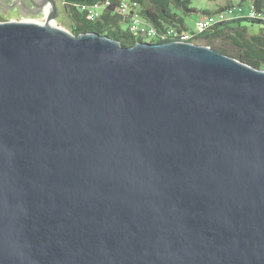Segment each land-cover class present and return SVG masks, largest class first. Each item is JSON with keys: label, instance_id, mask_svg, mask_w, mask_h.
Instances as JSON below:
<instances>
[{"label": "water", "instance_id": "obj_1", "mask_svg": "<svg viewBox=\"0 0 264 264\" xmlns=\"http://www.w3.org/2000/svg\"><path fill=\"white\" fill-rule=\"evenodd\" d=\"M0 264H264V69L0 21Z\"/></svg>", "mask_w": 264, "mask_h": 264}, {"label": "trees", "instance_id": "obj_2", "mask_svg": "<svg viewBox=\"0 0 264 264\" xmlns=\"http://www.w3.org/2000/svg\"><path fill=\"white\" fill-rule=\"evenodd\" d=\"M61 1L71 21L70 31L75 35L98 32L120 41L124 46H133L137 41H146L145 36L132 32L129 27L130 18L136 13L160 35L166 34L172 28L178 32L189 31L192 33L190 41L210 46L253 67L264 69V0H250L248 5L253 6L263 16L235 18L217 23L200 32H195L185 21L187 15L196 11L192 6V0H129L132 11L127 15L118 9L122 0H109L110 4L94 19L88 17V10H83L82 6L90 7L96 3H105L107 0ZM244 1L246 0H240L238 4L242 5ZM232 5L235 4L228 0L227 4L216 9ZM5 20L0 16V21ZM247 23H259L261 27L253 32ZM158 34L155 41L150 42L172 41L179 38L166 34V38L161 39Z\"/></svg>", "mask_w": 264, "mask_h": 264}, {"label": "built area", "instance_id": "obj_3", "mask_svg": "<svg viewBox=\"0 0 264 264\" xmlns=\"http://www.w3.org/2000/svg\"><path fill=\"white\" fill-rule=\"evenodd\" d=\"M110 4V1L107 0L105 3H96L93 6L83 5V10H88V17L90 19H94L95 17L99 16L100 11L107 5ZM122 13L124 14H130L132 11V6L129 0H122L119 4L118 8ZM259 17L263 16L261 13H258L253 6L248 7V9H245L242 5H232L227 6L223 9H216L213 12L210 13H203L201 17L196 21L195 26L193 27L195 32H200L203 30H206L212 26H214L217 23L229 21L235 18L240 17ZM129 27L132 32L141 34L142 36H157V32L155 28L149 26L148 23L139 15L136 13H133L130 18ZM166 34L172 35L174 37H179L176 40L181 41H190L192 37V33L189 31H183L178 32L175 29H170ZM166 34H158L161 39L166 38ZM158 36V37H159ZM174 41V40H172ZM163 42V41H160Z\"/></svg>", "mask_w": 264, "mask_h": 264}, {"label": "rangeland", "instance_id": "obj_4", "mask_svg": "<svg viewBox=\"0 0 264 264\" xmlns=\"http://www.w3.org/2000/svg\"><path fill=\"white\" fill-rule=\"evenodd\" d=\"M228 0H192V6L196 8L195 12L190 13L185 17V21L188 26L194 27L196 21L201 17V15L205 11H213L219 6H223L227 4ZM233 4L238 5L240 3V0H229ZM242 6L245 9H248V5H250V0H246L242 2ZM50 7V15L55 16L56 23L70 31V18L68 17V14L66 12L65 6L62 3L61 0H44V3L42 5L40 13H35L32 15H22V16H16L13 19L19 20V19H27V20H33L37 22H43L46 20V7ZM250 25V28L253 32L258 31L261 27V24L259 23H247ZM71 32V31H70ZM146 41H155V36H146Z\"/></svg>", "mask_w": 264, "mask_h": 264}, {"label": "flooded vegetation", "instance_id": "obj_5", "mask_svg": "<svg viewBox=\"0 0 264 264\" xmlns=\"http://www.w3.org/2000/svg\"><path fill=\"white\" fill-rule=\"evenodd\" d=\"M44 0H0V16L6 20L41 11Z\"/></svg>", "mask_w": 264, "mask_h": 264}, {"label": "bare ground", "instance_id": "obj_6", "mask_svg": "<svg viewBox=\"0 0 264 264\" xmlns=\"http://www.w3.org/2000/svg\"><path fill=\"white\" fill-rule=\"evenodd\" d=\"M46 20L43 21V22H38V23H45L46 25H49V26H52V27H60V28H63L61 26H59L57 23H56V20L55 19H52L51 15H50V7H46ZM29 21H33V20H29ZM34 22H37V21H34ZM65 29V28H63ZM67 30V29H65ZM68 31V30H67Z\"/></svg>", "mask_w": 264, "mask_h": 264}]
</instances>
